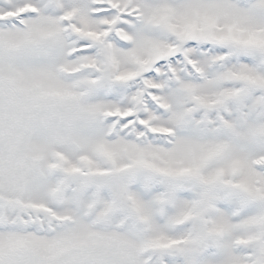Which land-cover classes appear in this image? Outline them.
Instances as JSON below:
<instances>
[{"label": "snow or ice", "instance_id": "6c2138e0", "mask_svg": "<svg viewBox=\"0 0 264 264\" xmlns=\"http://www.w3.org/2000/svg\"><path fill=\"white\" fill-rule=\"evenodd\" d=\"M0 264H264V0H0Z\"/></svg>", "mask_w": 264, "mask_h": 264}]
</instances>
